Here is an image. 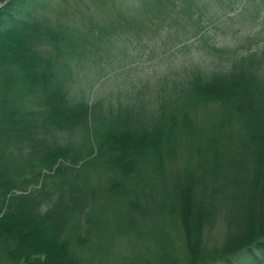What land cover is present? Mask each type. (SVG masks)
Segmentation results:
<instances>
[{"label":"trees","instance_id":"1","mask_svg":"<svg viewBox=\"0 0 264 264\" xmlns=\"http://www.w3.org/2000/svg\"><path fill=\"white\" fill-rule=\"evenodd\" d=\"M114 238L264 264V0H0V264H114Z\"/></svg>","mask_w":264,"mask_h":264},{"label":"rangeland","instance_id":"2","mask_svg":"<svg viewBox=\"0 0 264 264\" xmlns=\"http://www.w3.org/2000/svg\"><path fill=\"white\" fill-rule=\"evenodd\" d=\"M250 8L251 7H249V10L246 12L245 15L248 16L249 13H251L253 11V9L252 8L250 9ZM134 65L135 64L130 66V69L128 68L126 70L127 71L126 72L127 78L124 82H122L121 89L127 88L128 82L135 81V79L138 76L147 75L150 72V70H152L150 67L151 63H148V62H143V63H141V65H136V66H134ZM159 71H160V69H159ZM123 75H125V73ZM121 81L122 80L110 81V82L104 84L101 88L98 89V93L101 94V96H103V94H106L108 91H111V90L113 91V89L115 87V83H117V82L121 83ZM106 217L108 218L107 220L110 222H112V221L115 222L118 220L111 213H109ZM115 239H116V244L114 243V248H113V250L110 251V253L107 254L106 259L111 258L114 261V264H121L122 258H126L131 253L132 248H130V247H132V244L131 245L129 244L130 241L127 238H121V239L114 238V241H115ZM136 250L141 252V250H139L137 248H136ZM136 255H137V253H136ZM143 257L148 258L149 256L148 257L143 256ZM138 261H141V259L139 258Z\"/></svg>","mask_w":264,"mask_h":264}]
</instances>
